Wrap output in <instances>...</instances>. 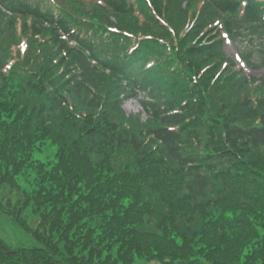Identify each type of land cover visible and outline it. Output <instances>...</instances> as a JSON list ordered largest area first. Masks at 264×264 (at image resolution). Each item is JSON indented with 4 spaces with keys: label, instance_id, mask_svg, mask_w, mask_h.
Masks as SVG:
<instances>
[{
    "label": "trees",
    "instance_id": "obj_1",
    "mask_svg": "<svg viewBox=\"0 0 264 264\" xmlns=\"http://www.w3.org/2000/svg\"><path fill=\"white\" fill-rule=\"evenodd\" d=\"M35 1L0 0L38 43L0 58V209L38 245L0 237V264H264V75L250 87L199 18L163 26L170 0H102L114 20L74 22ZM208 2L263 29L239 54L264 68V0Z\"/></svg>",
    "mask_w": 264,
    "mask_h": 264
},
{
    "label": "rangeland",
    "instance_id": "obj_2",
    "mask_svg": "<svg viewBox=\"0 0 264 264\" xmlns=\"http://www.w3.org/2000/svg\"><path fill=\"white\" fill-rule=\"evenodd\" d=\"M35 1V0H33ZM36 2V1H35ZM166 0H163L165 3ZM37 3V2H36ZM39 4L42 7H52L61 14H66L71 21H76L77 18H87L84 13L85 9L95 8L96 12L100 16H108L110 20H114L110 11L104 10L101 7L104 6L102 0H39ZM185 15L188 17L184 25ZM14 17L5 8L0 6V58L8 59L9 42H21L20 51H16V54H20V59L25 60L26 54L23 50L26 46V42L30 40L32 45V53L35 54L34 49L38 47L37 40L25 33L19 34L14 23L10 27L9 21ZM163 18V26L173 28L175 26V35L180 36L185 31L192 30L193 23L197 18L205 23H209L206 29L214 27L213 30L220 32L224 38V46L222 47L225 55L230 57L236 64V69L242 70L245 75H249L250 87L258 84L259 78L264 75V68H246L242 62L240 51H251L255 47H258L260 36L263 35L261 29L257 23L250 22L245 17L244 8H240L235 13H221L214 9L208 0H170L168 5L165 7ZM169 21L172 23L170 25ZM165 20V21H164ZM192 21V22H191ZM167 22V23H166ZM182 25V26H181ZM162 28V27H160ZM30 37V38H29ZM34 45V46H33ZM240 49V50H239ZM20 52V53H19ZM37 54V53H36ZM248 54L246 53V57ZM103 74L98 75L95 80V89L102 93L104 96H109L113 90L110 80L108 79L111 75L108 69L102 68ZM124 94H121L122 98ZM139 97H142L139 95ZM84 98L83 94L79 96L80 101ZM126 116L132 122L139 123L146 122V115L141 111V107L137 99H127L121 104V117ZM130 122V123H132ZM129 123V124H130ZM135 124V123H134ZM20 186L23 188L28 187V183L24 178L19 179ZM3 195L5 199L9 198L8 189L4 187L0 190V197ZM11 199L14 201L16 194H11ZM27 222L30 226H34L36 218L28 211L25 212ZM0 237L12 247L25 246L31 247L38 245V242L27 232L23 231L20 226L12 222V220L2 212L0 209Z\"/></svg>",
    "mask_w": 264,
    "mask_h": 264
}]
</instances>
